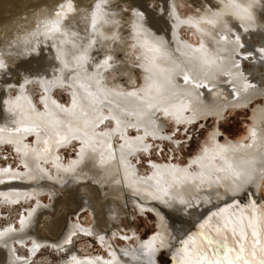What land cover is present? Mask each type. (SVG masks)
Masks as SVG:
<instances>
[{"label": "rangeland", "instance_id": "374dc122", "mask_svg": "<svg viewBox=\"0 0 264 264\" xmlns=\"http://www.w3.org/2000/svg\"><path fill=\"white\" fill-rule=\"evenodd\" d=\"M197 1L22 0V4L19 5V8L21 7L18 9L19 12L7 11L5 13L7 18L4 16V19L10 20L12 28L0 27V58H4L9 63L12 62L17 55L23 53L22 49L34 40V35L41 28L49 26L48 31L45 30L46 35L50 32L57 33V42L61 44L60 41H66L68 47H71L70 52L73 54L69 51L63 54L57 48L52 50L60 69L53 75L44 78L43 76L39 79L30 78L25 85V96H21L25 101L24 104L27 103L31 106L41 119L53 121L54 124H57L58 121L60 124L62 122L65 124H100L96 129L94 128L89 132L85 131L87 134L83 137L86 140L87 136L96 137L95 134L100 133V137L97 138L107 140L114 148L123 145L122 137L124 136L130 140H135L140 133L141 136H144L142 128H133L132 124L149 125L152 132H147L144 140H142L147 145V150H139L138 155L134 154L131 158L133 165L138 169V176L147 179L153 173L152 164L188 167L191 161H194L204 151V148L210 145L208 136L211 133L216 134L217 140L221 144L227 141L247 140L248 128L253 124V112L259 106L264 105V97L259 96L248 107L235 111L225 109L217 117L219 102H217L214 93L215 95L209 99L210 103L208 101L207 105L206 102L204 103L208 110L206 108L201 109V104L194 103L197 107H193V110L195 113L198 112L201 117L197 120L188 121L192 111L188 108L183 109L185 103L193 99L192 93H190V80L199 81L201 78H208L206 72L210 71L209 66L212 63L218 66L219 70L213 68L209 74L210 81L220 76H228L230 83H232L235 79H240V76H244V71L250 68L246 61L243 62L242 67H235V65L232 66L235 64L234 62L231 63L223 57L222 51L226 48L223 44L229 39L238 41L235 31L240 32L241 36H245L246 41L243 47L248 48L250 45L253 49L259 46L257 39H250L251 31L241 24L232 23L233 27L230 30L218 29L220 19H216L215 14H213L215 12L208 9V6L209 4L213 6L229 5L231 0H206L207 2L204 3ZM110 3L112 6L108 8L107 5ZM100 8L102 9L99 10ZM201 10L203 11L201 12ZM55 21L60 26H64L63 29L66 30L67 34L59 33L56 26H52ZM173 25L177 29L175 37L170 34ZM107 26H112L120 31L127 28L131 30L126 34L128 36H120V41L114 42L111 47L106 49L103 44H100L106 39L100 30H102L101 28L106 29ZM221 32L223 33L221 34ZM215 34H218V38L215 37ZM218 39L220 40L219 44L215 42ZM206 41H211V45H206ZM222 41L224 43L221 45ZM97 44L102 51V61L98 66H89L90 46L95 47ZM237 50L236 48L234 52L236 56L239 55ZM42 52L45 54L46 49H42ZM83 52H85L81 58L83 60H80V55ZM30 54L36 56L37 52L31 51ZM225 55H227L226 52ZM21 57L25 60L28 58L26 54ZM62 63L66 64L65 67ZM33 64L34 62H30V66ZM222 65L224 68L221 67ZM100 67L103 69H99ZM219 67L223 68L221 70L225 73H221ZM227 68L230 69V73ZM233 68L239 70V73L236 74L239 78L232 76ZM27 70H32L29 69V65L23 66L19 71ZM21 72L19 73L21 74ZM215 72L220 74L217 75ZM5 76H10V74L5 73ZM13 76L15 77V75ZM13 76L12 78H14ZM247 77L245 75L242 81L236 80L235 83H249ZM263 84L264 81L260 83L261 87H264ZM147 86L149 87L147 88ZM250 87L251 85L246 86L249 91L252 88ZM7 96H10L11 99L17 98L19 96L18 90L11 87ZM48 96L56 103L58 102L57 104L61 108L59 112H55L53 109L55 105L51 100L50 102L47 101ZM212 104H218L217 110H212ZM199 112H203V114ZM156 132H159L160 136ZM163 135L167 138H160ZM23 140L27 146H34V138L31 134ZM80 145L79 141H74L72 145L58 150L64 166L77 160L82 148ZM129 146H131L130 143L127 146L124 145L125 148H129ZM43 167L45 175L48 174L47 177H55L51 163ZM83 168L86 169V166ZM193 168L197 169L196 166ZM25 170L22 155L15 150L14 146L9 142H0V172L5 171L6 174L9 172L12 175L15 174L14 176L19 174L22 178L27 175V170ZM38 185L27 184L29 187L36 188ZM259 189L260 192L256 193L264 200V180H262ZM109 198V196H105L106 200ZM37 201L46 208L52 204V200L47 194L39 195L35 199H17L13 202L0 198V233L7 229H14L16 234L14 233L15 235L5 240L7 244L12 239L25 238V245L14 243L13 251L19 258H29L27 264H63L72 255H77L80 258L102 257L111 260L110 246L126 254L127 251L137 249L142 241L145 242L158 231V220L152 212L141 213L134 205H131L127 211L125 206H121L124 214L116 215L117 218L112 222L116 230L113 233V240L109 242V244L112 242L110 245L106 242H99L94 237L76 233L66 250L56 251L49 246H44L30 258L27 247L31 245V242L29 237H25L28 236V233L21 229V219L27 216L28 211L34 208ZM91 216L85 208H81L80 211L69 216L65 227L68 224L92 227L93 218ZM163 251L161 248L157 253L158 264L167 260L163 257ZM113 260L115 261V259ZM116 262L110 261L111 264H120L118 260Z\"/></svg>", "mask_w": 264, "mask_h": 264}, {"label": "bare ground", "instance_id": "6f19581e", "mask_svg": "<svg viewBox=\"0 0 264 264\" xmlns=\"http://www.w3.org/2000/svg\"><path fill=\"white\" fill-rule=\"evenodd\" d=\"M198 1H203V3L207 2L206 0ZM229 3V5L222 4L220 6H213L208 3V9L215 12L213 14H215L216 19H220L218 29L222 31L230 30L233 27L232 23L235 22L243 25V27L251 32L253 30L252 33L250 32L249 37L250 39L258 40L259 46L256 48L252 49L250 45L248 48L243 47L246 39L244 38L245 36H241L242 34L238 31H235L238 41L229 39L225 44H223V41L221 43V45L223 44L226 46L225 50L222 51V53H224L223 57L224 59L227 58L231 63L234 62L235 64L232 66L242 67L244 61L248 62L250 68L244 71L243 74L244 76L246 75V77L248 76L249 83H235L236 80L242 81L244 76H240V79L232 80L234 83H230V77L228 76H220L210 81V72L213 68L218 69V66L212 63L211 66H209L210 71L208 70L209 72H206L208 78L205 79L200 77L202 81L201 79H199V81H189L191 85V87L189 86L190 93H192L193 99L185 103L183 109L186 110L188 108L192 111V115L188 118V121L197 120L201 117L198 112H194L193 107H197L194 103L201 104L202 108H200L204 109L207 107V101L210 103L209 99L215 94L219 106L217 108L218 104H212L211 108L212 110L218 109L219 112L216 114L217 117L222 114L225 109L235 111L236 109L245 108L248 107L255 98L259 96L264 97V87L260 85V83L264 81V0H231ZM21 4L22 0H0V27L12 28L10 20L4 19V16L7 18L5 13L7 11L17 12L18 9L21 8H19ZM107 6L110 8L112 5L110 3ZM200 8L201 7H199V9ZM101 9L102 8L99 10ZM110 11L112 10L110 9ZM202 11L203 10H201V12ZM174 25L173 28L169 29L171 31L170 34L175 37L177 29ZM52 26H56L59 33L62 32L64 35L67 34L66 30L63 29L64 26H60L56 21ZM168 26H170V24ZM48 27L49 26L41 28L34 35V40L22 49L23 53L17 55L12 62L9 63L4 58H0V142H9L14 146L15 150L22 155L23 165L27 170V175L22 178L19 174V177L14 176L15 174L12 175L8 171L7 174L5 171L0 172V198L13 202L17 199H35L38 198L39 195L47 194L52 200V204L48 208L37 201L34 208L28 211L27 216L21 219V229H23L25 233H28V236L25 237H29L31 242V245L27 247L30 258L38 249L44 246H49L56 251L66 250L71 243L72 237L75 236L76 233L94 237L99 242H106L109 244V242L113 240V233L116 230L112 222L117 218L116 215L124 214L121 206H125L127 211L131 205H134L141 213L147 211L152 212L158 220V231L145 242L142 241L137 249L127 251L126 254L110 246L109 252L111 260L114 263L118 260L120 264H158V251L161 248L162 250L169 248L174 236L183 229H186V233L198 237L199 233L202 231L199 224H205V230L209 231L215 237L216 234L212 232V229L219 227L224 231V222H227L230 227L237 226L236 222L239 219V215H243L245 219L242 223L246 225L248 218L260 214V210L263 208L260 204L252 205V202L241 197L243 199H237V201H233L234 203H224V205L216 207L223 208L227 205L228 211L212 217L211 219H209L211 213H207L198 223H194L208 206L230 195L240 194L246 187H251L252 185L251 188L256 192H260L259 186L262 180H264V105L259 106L253 112V124L248 128L247 140H239L238 142L227 141L221 144L218 142L219 140H217L216 134L211 133L208 136L210 145L205 147L204 151L201 152L194 161H191L188 167L173 165L157 166L152 164L153 173L151 176L147 179L141 178L138 176V169L133 165L131 158L134 154L138 155L139 150H147V145L144 141L142 142V140H144L147 132H152L149 125L139 126L138 124H132L133 128L141 127L144 136H141L140 133L135 140H130L124 136L122 137L123 145L114 148L107 140L97 138L100 137V133H96V137L87 136L86 140L83 137L87 134L85 131L89 132L94 128L96 129L100 124H65L64 122L60 124L59 121L57 124H54L53 121L52 123L41 119L31 106L27 103L24 104L25 101L21 96L25 94V85L29 82L30 78L39 79L41 76L44 78L45 76L53 75L54 72L60 69V66L54 59L52 50L57 48L63 52V54L67 51L71 53V47H68L66 41H60L62 42L61 44L57 42V33L56 35L50 32L46 35L47 32L45 30H47ZM105 28L106 29L101 28L102 30L100 31L103 33L106 41L104 40L100 42V44H103L106 49L111 47L114 42L117 43L120 41V36H128L126 34L131 30L127 28L124 29V31H120L112 26H107ZM242 30L241 33L244 31ZM217 32L219 33V31ZM222 33L223 32H221V34ZM99 34L101 35L100 32ZM217 35L218 34H215V37L218 38ZM215 42L219 44L220 40H215ZM206 43L204 44L208 45L211 41H206ZM98 45L99 44L95 47L90 46L91 49L88 53L89 66H98L100 61H102V51ZM236 48L239 54L237 56L234 55ZM42 49H46L45 54L44 52H42L43 54L41 53ZM217 50L219 51L218 48ZM31 51L37 52L36 56L30 54ZM177 51L179 52V50ZM225 52L227 55H225ZM84 53L85 52L80 55V60H83L81 58ZM25 54L28 56L26 60L21 57ZM30 62H34L33 66H30ZM227 63L229 64V62ZM62 64L65 67L66 64ZM28 65L29 69H32L31 71H19L23 66L25 67ZM223 66L224 65L221 67ZM221 67H219L220 70L224 68ZM99 69H101V67ZM230 69L227 68L228 71ZM18 71L21 72V74ZM238 71L239 70H234L233 68L231 72L232 76L239 78V76L236 75L239 73ZM222 72L223 70H221V73ZM5 73H9L10 76H5ZM11 75H15V77L13 76L14 78H12ZM248 85L252 87H250V91L246 88ZM11 87L18 90L19 96L15 99H11L10 96H7ZM148 87L149 86H147V88ZM50 100L55 105L53 108L55 112H59L61 108H59L58 102L56 103L55 100H52L48 96L47 101L50 102ZM205 102L206 105H204ZM203 112L199 113L203 114ZM29 134L34 138L33 147L27 146L23 140ZM156 134L159 135V132H156ZM163 137L167 138L164 135L160 138ZM74 141H79L82 148L78 154L77 160L64 166L61 162L58 150L62 147L72 145ZM129 143L131 146L125 148L124 145L127 146ZM49 163H51L52 169H54V178L47 177L48 174L46 176L44 173L45 169L43 166ZM192 165L196 166L197 169L195 170ZM84 166H86V169L83 168ZM103 169L107 170L104 171ZM27 184L39 185L38 188H36L29 187ZM105 196H109V200H106ZM235 203H238L239 207H235ZM81 208H85L92 215L93 226L84 227L80 224H68L65 227L69 216L77 213ZM213 208V211L209 212L217 211L215 207ZM193 223L195 226H193ZM14 233V229H7L5 232L0 233V264H27L29 260V258L17 257L13 251L14 243H23L25 245L24 237L12 239L8 244L7 241H5L16 234ZM6 235L9 236L5 237ZM182 236L187 239L185 234H182ZM251 240V231L248 230L247 244L249 248L251 246ZM198 244L199 240L197 239L191 246L186 247L181 245L180 248L186 247V251L179 256L177 255L176 249L180 248L171 249L170 252L173 251L171 253L173 257L171 264H179L184 254L190 255L194 253ZM113 259H115V261ZM111 260L103 259L102 257L80 258L77 255H72L63 264H111Z\"/></svg>", "mask_w": 264, "mask_h": 264}, {"label": "snow or ice", "instance_id": "6c2138e0", "mask_svg": "<svg viewBox=\"0 0 264 264\" xmlns=\"http://www.w3.org/2000/svg\"><path fill=\"white\" fill-rule=\"evenodd\" d=\"M233 200L235 202V198ZM234 206L239 207V204ZM226 211L227 205L218 208L216 212H211L209 219ZM244 219L243 215H239L237 226L231 227L224 222V231L219 227L213 228L215 237L205 230V224H199L202 231L198 237L188 233H185L187 239L179 237L177 243L186 247L199 240L194 253L184 254L179 264H264V208L258 216L248 218L246 225L242 223ZM248 230L252 237L250 248L247 244ZM186 247L176 249L177 255L184 253Z\"/></svg>", "mask_w": 264, "mask_h": 264}, {"label": "water", "instance_id": "95a60500", "mask_svg": "<svg viewBox=\"0 0 264 264\" xmlns=\"http://www.w3.org/2000/svg\"><path fill=\"white\" fill-rule=\"evenodd\" d=\"M18 77V76H17ZM20 77V76H19ZM232 198H234V197H232ZM232 198H230V199H232ZM221 203H218V204H216L215 206H219ZM263 208H264V205L262 206ZM211 208H208V209H206L202 214H201V216H199V218L194 222V223H198V221L200 220V219H202L203 217H204V215H205V213L206 212H208L209 210H210ZM193 223V226H195V224ZM188 229V228H187ZM186 233V229H183L180 233H178L177 235H175L174 236V238H173V240H172V242H171V247L169 246V251H167V253H165V258L167 259V260H164L163 262H161L160 264H171L172 263V261H173V257H172V255H171V253L173 252V251H171L170 252V250L171 249H175V248H180L181 247V245L180 244H178L177 243V241H178V238L179 237H182V234H185Z\"/></svg>", "mask_w": 264, "mask_h": 264}]
</instances>
